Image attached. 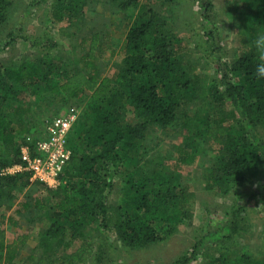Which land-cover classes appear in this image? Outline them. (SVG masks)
Returning <instances> with one entry per match:
<instances>
[{
  "label": "trees",
  "instance_id": "1",
  "mask_svg": "<svg viewBox=\"0 0 264 264\" xmlns=\"http://www.w3.org/2000/svg\"><path fill=\"white\" fill-rule=\"evenodd\" d=\"M137 3L126 0L122 6ZM236 3L245 21L244 48L230 63L218 57V75L207 85H202L203 78L189 59L186 42L145 3H140L133 16L118 51L121 61L109 74L101 76L96 64L98 56L109 48L99 33L79 39L82 52L77 62L82 63V69L59 71L58 65L45 67L40 59L14 66L0 63V145L15 146L17 156L27 132L21 115L31 110L24 106L29 95L38 102L45 99L47 91L63 100L89 93L87 111L68 133L66 145L71 157L60 175V184L48 189L54 192L53 202L45 205L39 199L33 200L35 206L47 210L51 221L39 236L43 250L39 255L29 254L21 264H88L90 259L93 264H115L108 251L111 236L133 249L163 242L193 217L196 195L182 181L180 171L202 151L211 158L200 177L207 191L227 193L238 184L257 183L258 187L245 193V201L230 207L221 226L205 225L191 249L171 264L199 262L204 257L206 264H231L223 251L229 242L249 231L250 202L264 201V146L251 133L256 127L264 128V79L255 74L261 62L255 41L264 35V0ZM11 4L12 0H0V28ZM77 7L78 0L61 3L51 11V17L61 22ZM212 10L209 0L200 3L202 19L212 24V29L205 31L209 38L217 33L210 19ZM8 36L12 39L13 33ZM44 45L56 43L48 39ZM212 48H218L215 42ZM201 95L208 98L212 114L198 117L186 113L180 117L184 113L181 108ZM126 108L131 109L135 123H124ZM177 120L185 136L175 162L169 168L160 161L154 167L143 163L139 149L149 127H165ZM6 165L0 163V168ZM17 175L29 179V173L22 171L4 180L10 183ZM114 175L124 182L119 201L110 199ZM21 208L28 210L27 202L21 203ZM87 227L94 235L83 233ZM58 234L61 236L54 241ZM64 237L68 238L67 245L80 240V247L68 256L53 249ZM27 238L21 233L7 242L0 227V264H14L19 246ZM210 248L213 255L208 253ZM237 257L241 264H264V258L251 259L247 251Z\"/></svg>",
  "mask_w": 264,
  "mask_h": 264
},
{
  "label": "rangeland",
  "instance_id": "2",
  "mask_svg": "<svg viewBox=\"0 0 264 264\" xmlns=\"http://www.w3.org/2000/svg\"><path fill=\"white\" fill-rule=\"evenodd\" d=\"M124 1L126 0H78L79 7L69 12L64 20L57 22L52 19L51 11L58 9L61 3H69L70 0H12L6 22L0 28V63L14 66L23 61L40 59L45 62V67L58 65L59 71L82 69V63L77 62L82 52L79 39L91 33H99L100 37L107 41L109 48L106 47L98 56L96 64L101 76L109 74L121 61L118 51L133 16L138 13L140 3H145L155 10L165 21L166 27L186 42L189 59L203 78L202 85H207L217 73L218 57L230 63L244 48L241 42L247 37L243 32L246 27L241 15L242 8L236 0H209L213 9L210 19L214 22L217 32L211 38L205 35V31L212 29V24L206 23L200 13V3L207 0H138L133 6L123 7ZM79 8L81 12L77 11ZM10 33H13L12 39H9ZM48 39L54 41L56 46L46 47L44 43ZM7 41L8 44H5ZM213 42L216 43L217 49L212 48ZM199 90L201 92V88ZM44 96L45 99L34 102L33 96L29 95L30 100L24 102V106L31 107L30 111L21 115L26 122V135H42L45 118L70 111L76 113L78 118L83 117L87 111L88 92L79 93L76 98L68 100H63L60 95H51L48 91ZM181 109L184 113L181 112L180 117L186 113L198 117L212 114L209 100L203 95ZM123 118L126 124L136 122L130 108H126ZM179 122L177 120L165 127H149L141 148L139 147L143 163L154 167V164L160 161L162 166L169 168L175 162L178 148L185 136V129ZM251 133L253 138L264 146V128L256 127ZM4 162L7 163L6 167L0 168V227L4 230L7 242L21 233L28 235L25 243L19 246L14 261V264H21L29 254H41L43 249L38 243L39 236L51 224L47 210L35 206L33 200L39 199L41 203L48 205L53 202L54 192L22 175H17L14 178L16 180H10V183L4 180L8 175L20 173L1 174L2 169L19 162L15 146L0 145V163ZM210 162L209 154L202 151L192 164L184 165L180 171L182 181L187 183L196 195L192 219L163 242L142 249L124 247L111 236V248L108 251L116 260L115 264H171L191 249L195 238L205 225L221 226L230 207L240 200L245 201V193H251L258 187L257 183L238 184L227 193L207 191L200 177L203 168ZM123 183L121 176H113L114 190L110 196L112 201H119ZM23 202H27L28 210L21 208ZM250 205L252 207L247 212L249 231L229 242L227 250L223 251L231 260V264H241L237 256L242 251H247L254 260L264 258V201L256 204L252 200ZM17 209L20 210L19 213ZM83 233L94 235L91 227H87ZM60 236L58 234L54 241ZM67 240L68 238L64 237L62 243L53 249L58 254L68 256L80 247V240L68 245ZM211 249L208 253L213 255L214 251ZM206 262L207 258L204 257L199 262L191 261L187 264ZM88 264H93L91 259Z\"/></svg>",
  "mask_w": 264,
  "mask_h": 264
},
{
  "label": "built area",
  "instance_id": "3",
  "mask_svg": "<svg viewBox=\"0 0 264 264\" xmlns=\"http://www.w3.org/2000/svg\"><path fill=\"white\" fill-rule=\"evenodd\" d=\"M76 119L73 111L45 118L42 135H26L19 147V162L2 169L1 174L27 172L31 182H37L47 189H56L60 184V175L71 157L66 142Z\"/></svg>",
  "mask_w": 264,
  "mask_h": 264
},
{
  "label": "clouds",
  "instance_id": "4",
  "mask_svg": "<svg viewBox=\"0 0 264 264\" xmlns=\"http://www.w3.org/2000/svg\"><path fill=\"white\" fill-rule=\"evenodd\" d=\"M255 47L261 58V62L257 64L255 74L257 78L264 79V35L255 41Z\"/></svg>",
  "mask_w": 264,
  "mask_h": 264
}]
</instances>
